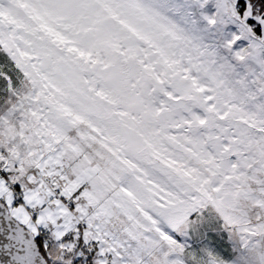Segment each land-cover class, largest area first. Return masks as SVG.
<instances>
[{
	"label": "snow or ice",
	"instance_id": "6c2138e0",
	"mask_svg": "<svg viewBox=\"0 0 264 264\" xmlns=\"http://www.w3.org/2000/svg\"><path fill=\"white\" fill-rule=\"evenodd\" d=\"M0 264H264V0H0Z\"/></svg>",
	"mask_w": 264,
	"mask_h": 264
}]
</instances>
